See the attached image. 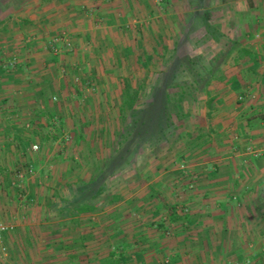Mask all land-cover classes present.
<instances>
[{
	"label": "rangeland",
	"instance_id": "obj_1",
	"mask_svg": "<svg viewBox=\"0 0 264 264\" xmlns=\"http://www.w3.org/2000/svg\"><path fill=\"white\" fill-rule=\"evenodd\" d=\"M32 1L0 0V82L19 85L22 78L29 82L28 88L18 86L7 92V97L3 98L5 93L0 95V145L10 143L18 150L12 154L10 174L0 183V223L12 227L3 235L5 250L0 247V264H30L31 259H39L33 264H55L56 255L63 258L59 263L72 264L77 251L82 250V240L88 239L94 246L88 249L92 264L102 260L108 264H151L145 262L144 256L154 253L165 257L160 264H174L178 252L169 256L170 260L164 255L165 249L147 245L158 232L162 238L181 237L182 231L177 227L194 224L200 218L197 209L213 207L211 196L206 199L199 194L202 185L196 171L198 163H204L207 171L216 166L215 154L210 150L213 147L206 146L211 144L210 139H216L215 132L205 124L209 123L214 105L209 99L200 105L208 97L207 88L220 66L229 61L230 65L240 61V65L260 68L251 74L252 81L262 76L264 53L246 54L241 50L239 60L236 53L226 48L229 41L234 45L248 40L260 42L258 29L248 16L242 20L246 11L237 5L251 0H150L151 5L141 1L133 6L128 2L123 8L118 4L121 16L117 17L118 22L111 19L113 30L136 35L151 31L153 24L158 26V53L146 55L141 67H66L56 56L73 52L72 38L65 31L48 34L46 30L48 62L58 64L48 67L47 72L45 68H30L28 75L23 76L25 72L20 68L30 65L31 58L17 51L25 45L29 55L35 40H17V46H13L9 34L18 30L10 22L18 19ZM112 2L104 3L108 6ZM138 6H142L141 10ZM97 8L94 3L89 5L87 14L94 16L96 25H104L95 12ZM142 12L143 19L138 22L137 15ZM206 21L215 28L218 40L206 34ZM230 35L232 39L228 38ZM170 39H174L173 50L165 44ZM186 58L192 63H186ZM216 65L219 67L211 82L199 92L193 83L194 75H203ZM106 81L109 89L104 88ZM252 86L248 84L236 91L237 110L252 94L257 98L262 95L264 100V89L258 94ZM15 95L17 101L13 99ZM250 115L258 122L263 120L260 118L264 111L252 110ZM260 142L264 138L252 143ZM241 154L255 159L245 150ZM261 158L264 157L257 159ZM19 159L30 162L19 166L15 164L20 163ZM233 197L234 207H241L244 201ZM249 201L255 208L264 205L260 198ZM81 204L94 208L76 212ZM32 208L45 212H39L35 224L49 227L51 235L59 227L64 240L53 237L48 239L50 246H28L29 236L18 233L16 222L24 223ZM89 226L93 231L85 238L80 231ZM123 227L129 231L124 232ZM18 234L31 251L11 248V239H19ZM75 236L81 241L77 242L80 248L66 244ZM133 239L137 247H131ZM121 245L126 247L120 248Z\"/></svg>",
	"mask_w": 264,
	"mask_h": 264
},
{
	"label": "crops",
	"instance_id": "obj_2",
	"mask_svg": "<svg viewBox=\"0 0 264 264\" xmlns=\"http://www.w3.org/2000/svg\"><path fill=\"white\" fill-rule=\"evenodd\" d=\"M141 1L145 5L147 3L151 5L150 0H113L111 4H107L108 6L104 3L105 0H33L22 9L18 19L12 18L10 22L18 30L9 34L10 38H12L13 46H17L15 43L17 40H21V43L25 42V39L35 40L31 43L32 47L29 55L26 53L28 49L24 48L25 45H22L17 51L19 55L31 58L30 65L20 68L25 72L23 76L28 75L30 68L35 69L38 67L39 70L45 68L44 71L47 72L48 67L56 64L48 62L50 53L47 50L46 40L48 38L47 33H58L59 31H65L70 35L74 45L73 52L56 56V60L58 62L61 60L66 67H141L143 58L146 55L152 57V55L154 56L158 53L156 41H159V37L155 33L158 26L153 24L151 25L152 32H138L135 35L129 33L121 34L113 30L114 24L110 23L111 19L118 22L117 17L121 16L118 4L123 8L125 3L130 2L134 6V4H138ZM93 3L98 7L95 12L105 22L104 25L103 23L96 25L94 16L87 14L86 8ZM115 5H117L116 9ZM237 5L240 6L242 12L246 11V13H242L244 18L242 20L246 21L245 16H248V21L251 24L253 23L258 29L261 40L260 42L248 40L243 45H234L229 41V45L226 47L227 50H231L233 54L236 53L238 59L241 57L243 50L246 54L248 52L263 54L264 0H251L247 3H238ZM138 7L141 10L142 6ZM123 14L125 13L123 12ZM145 14L146 12L144 11ZM137 18H139L138 22H141L143 12L137 15ZM134 22L135 20H133ZM165 23L167 24V22ZM168 27L172 28L171 22H168ZM46 30L48 31L47 33ZM170 33L171 35L175 34L172 31ZM239 35L241 36V34ZM29 36H32V38H29ZM232 36L230 35L228 38L232 39ZM173 40L170 39L165 43L172 50L173 45L171 46V42ZM239 41L243 42L244 39ZM216 51L220 52V49H216ZM238 51L239 53H237ZM237 58L235 61H238ZM150 63L156 62L152 61ZM230 63L231 61L220 66V72L207 88L206 96L208 97H204V101L200 103V105L204 104L205 100L209 99L214 105L211 118L208 119L209 123L205 122V124L206 126L210 125L215 132L213 137H216V139H210L212 140L211 144L208 142L206 146L213 147L210 150L215 154L213 158L216 159L214 161L216 166L212 168V171H207L204 169L206 168L204 163L196 165V171L199 176L198 183L202 185L199 194L206 199L211 196L212 198L209 200H213V207L205 205L197 209L196 214L200 218L194 224L189 226L184 224V226L177 227V229L180 228L182 231L181 237H176L175 240L167 238V236L162 238V233L158 232L153 239L148 241L147 246L157 247L156 250L165 249L164 255L168 257L178 252L179 257L176 258L178 260L174 264H264V205L255 208L249 201L253 197L264 200V158L247 159L241 154L249 143L259 142L264 138V117L260 118L263 120L257 122L250 115L252 110L264 111V100L262 95L257 98L252 94L253 98L250 97L251 95L246 97L247 102L245 101L246 104L240 105L242 106L241 109L237 110L235 106L236 91L243 90L244 86L253 85L252 89H255L258 94L264 89V69L261 70L262 76L252 81L254 76L251 74L258 70V67L243 66L239 64L240 61L236 62V64L233 62L230 65ZM258 71H260V68ZM27 82L22 78V83L18 85L17 83L4 80V83L0 82V95L5 93L3 97L5 98L7 97V92L19 88L18 86H20V89L28 88L29 82ZM104 88L109 89L107 81ZM13 99H17L16 95ZM199 118H201L200 115ZM5 134H9V132ZM22 145L25 144L22 142ZM18 148H21V146ZM25 150L27 151L28 149ZM16 152H18L17 147L10 143L0 145V183L10 174L9 170L14 160L12 154L14 153L13 155H15ZM14 157L17 158V156ZM32 160L34 161V158ZM19 162L15 164L23 166L30 161L19 159ZM200 195L197 197H201ZM232 197L244 201L243 205L234 207L235 205L231 201ZM246 201H249L247 203L249 205L245 204ZM39 212L40 215L45 214L41 208H32L29 218L27 217L24 223H21V221L16 222L19 226L17 229L18 233L24 236L28 234V246L30 244L32 248L50 246L48 245V239L53 237H59L56 239L58 241L64 240V238H60L63 235V231L59 227H56V231H54L56 233L51 235L49 227L38 223L35 224V221L39 219ZM62 227L63 225H61ZM91 227H85V231H80L81 235H85V238H87L88 234L93 231ZM41 228L48 229H43L45 231L42 232ZM79 230L82 229L80 228ZM123 230L128 232L129 228L123 227ZM34 231H37L36 235ZM137 231L140 230L137 229ZM19 234V239L16 237L11 239V248L13 250L19 249L20 251L24 249L27 252L30 247L27 248V244L20 239L21 236ZM71 238L72 240L67 241L66 244H72V248H80L77 245V242H81L78 237ZM135 240L133 239L131 247H137L134 244ZM82 242V250L77 251V257L70 261L72 264H77V262L80 264L88 262L92 264V259L88 255V249L94 247L92 240H82ZM126 242V245L130 244V240ZM126 245H121L120 248H124ZM167 248L169 249L168 251ZM13 250L12 253L15 255ZM154 254L145 255V262L160 264L163 260L162 258H165L163 255ZM59 257L55 256V264H62L58 261H62L63 258ZM147 257L149 258L147 259ZM169 259L172 260L170 257ZM38 260L31 259L29 263L33 264L35 261L38 262ZM104 261L97 262V264H108L107 261L105 263ZM165 262L167 263L168 260Z\"/></svg>",
	"mask_w": 264,
	"mask_h": 264
},
{
	"label": "trees",
	"instance_id": "obj_3",
	"mask_svg": "<svg viewBox=\"0 0 264 264\" xmlns=\"http://www.w3.org/2000/svg\"><path fill=\"white\" fill-rule=\"evenodd\" d=\"M204 26H205V31H206V34L209 35V37H211L212 39L214 40H218V33H216V30L215 28L208 24V22H204ZM186 63H192L189 61V59H184ZM186 67H189V66H186ZM191 67V66H190ZM214 68L212 69H209L207 71H205V73L203 75H194V78H193V83L194 85L196 86V89L199 91V92H202L203 90H205V88L209 85V83L211 82V79L213 78L215 72L218 70V67L219 66H213ZM190 69V68H189ZM125 95H128V90L125 91ZM131 106V103L129 104ZM93 206H89V205H86V204H81L79 205V207H77V211L76 212H88V211H91L93 210Z\"/></svg>",
	"mask_w": 264,
	"mask_h": 264
},
{
	"label": "built area",
	"instance_id": "obj_4",
	"mask_svg": "<svg viewBox=\"0 0 264 264\" xmlns=\"http://www.w3.org/2000/svg\"><path fill=\"white\" fill-rule=\"evenodd\" d=\"M253 98V95L250 96ZM240 100H243V97H240ZM245 152L251 157V158H260L264 157V142H260V144L257 143H251L250 145L246 146ZM12 230V227L3 225L0 223V247L5 250L3 245V235L6 233H9V231Z\"/></svg>",
	"mask_w": 264,
	"mask_h": 264
}]
</instances>
